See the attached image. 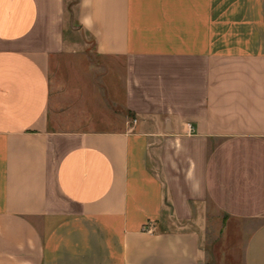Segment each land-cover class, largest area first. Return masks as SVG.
<instances>
[{
	"label": "crops",
	"instance_id": "1",
	"mask_svg": "<svg viewBox=\"0 0 264 264\" xmlns=\"http://www.w3.org/2000/svg\"><path fill=\"white\" fill-rule=\"evenodd\" d=\"M207 201L264 264V0H0V264H203Z\"/></svg>",
	"mask_w": 264,
	"mask_h": 264
},
{
	"label": "rangeland",
	"instance_id": "2",
	"mask_svg": "<svg viewBox=\"0 0 264 264\" xmlns=\"http://www.w3.org/2000/svg\"><path fill=\"white\" fill-rule=\"evenodd\" d=\"M66 3L72 12L77 0H66ZM66 16L71 17L68 12ZM82 38L80 42H84ZM189 222L187 228L199 235L203 264H244V247L253 227L218 211L210 201L195 207L194 217ZM170 229L177 227L173 224Z\"/></svg>",
	"mask_w": 264,
	"mask_h": 264
}]
</instances>
